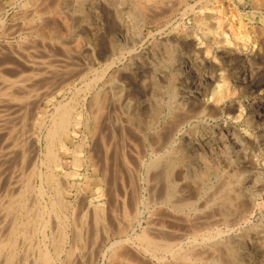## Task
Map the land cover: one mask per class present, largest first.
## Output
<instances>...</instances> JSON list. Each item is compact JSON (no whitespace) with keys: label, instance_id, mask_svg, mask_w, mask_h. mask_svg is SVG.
Returning <instances> with one entry per match:
<instances>
[{"label":"bare ground","instance_id":"bare-ground-1","mask_svg":"<svg viewBox=\"0 0 264 264\" xmlns=\"http://www.w3.org/2000/svg\"><path fill=\"white\" fill-rule=\"evenodd\" d=\"M174 2L183 7L181 19L195 13L196 6L188 0H0V123L40 120L44 137L45 171H34V158V170L9 208L28 212L32 206L28 210L25 195L41 197L25 223L49 243L44 233L52 219H58L53 253L66 241L64 213L70 203L62 196L71 195L70 224L80 236L84 217L90 218L86 224L92 229L91 250L98 247L94 253L102 259L100 264H264V161L245 148L264 140V135L249 133L248 127L239 132L232 125L240 118L260 130L264 84L259 94L237 106L236 75L224 86L215 74L208 75L211 84L203 94L193 91L198 87L195 76L192 89L176 85L178 75L194 72L201 47L187 56L161 41V48H142L153 38L151 32L143 34L145 27L166 22ZM204 7L198 8L199 14ZM215 10L212 24L196 21L201 44L206 42L210 53V32H222L227 48L233 43L232 34L223 29L228 18L218 7ZM17 17L20 21L12 22ZM255 40L253 46L260 45ZM157 57L160 68H172L164 85L152 82V75L151 83L145 78L156 71ZM200 117L210 125L200 134L191 128L196 138L178 144L175 138L183 133V123ZM69 176L77 180L70 182ZM10 227L6 239L0 238V264L13 255L15 235L26 236V231ZM46 245L35 246L32 257L39 264L53 260L52 248Z\"/></svg>","mask_w":264,"mask_h":264},{"label":"rangeland","instance_id":"rangeland-1","mask_svg":"<svg viewBox=\"0 0 264 264\" xmlns=\"http://www.w3.org/2000/svg\"><path fill=\"white\" fill-rule=\"evenodd\" d=\"M238 1L239 0H188L189 4L196 6L195 13H192V14L189 13V15L185 16L183 19H181V11L183 8L182 5H178L177 2H174L173 13L170 15V17L167 18L166 22L164 20H162V21L157 22L156 24L147 25L145 27V29L143 30V34L146 35L148 32H151L153 34V38H150V40L146 41L144 43V45L142 46V48L144 50H148L147 48L150 49L154 46L161 48L162 46L159 44V41H161V42H164V44L166 46H168V45L170 46L171 44L172 45L174 44L173 47H176V49L179 48L177 50L178 53L180 51H182L180 54L187 56L189 54V51L192 52L193 49H195V47H197V46L201 47V57H200L199 61L195 63L194 72L189 76L188 75H185V76L178 75V77L176 78V81H175L176 85H178L182 88L185 87L186 89L187 88L192 89L194 87H193V85H191V83H192L193 77L195 76L198 78V87L196 89H194L193 91L197 94H203L204 92H206L205 90H207L208 86L211 84L208 80V75L215 74L217 82H219L222 86H224V84L229 79H230V81L228 83L229 84L232 83L231 77L233 75H236L238 78L237 79L235 78L233 80V82H234L233 88L237 92L238 95H235L233 97V100H234V103L236 104V106H237V104H244L246 101L251 100L257 94H259L260 93L259 86L261 87V85L264 84V38L262 35V34H264V4H263V0H259L260 3L258 2V0H242L241 4ZM252 2H254V3H252ZM201 5L202 6L206 5V7H204V9H202V12H203L202 15L198 13V8L200 9ZM217 7L223 12L222 14L224 16H226V18H228V22L225 24L223 29L225 32L232 34L231 37H232L233 43H232L231 47L227 48L224 45V40H223L224 37H223L222 32H219V33L216 32L215 34L210 32L208 34L209 41H207L208 47H211V53H210L206 50V42L204 44H201V39H200L201 32L199 34L197 31L198 25H197L196 21H198V19H199V21L200 20H202V21L206 20L207 23L212 24L214 19L216 18L215 8H217ZM12 11H13V9H10L9 14H11ZM200 18H202V19H200ZM19 19H20V17L12 19V22L18 23L20 21ZM10 22H11V20H10ZM129 24L132 26V24H133L132 21H129ZM256 32H257V34H256ZM255 34H256V36H258L256 40L254 39ZM259 34H261L262 36L261 35L259 36ZM256 36H255V38H256ZM253 39L255 41L258 40L257 43L260 45L255 44V46H253V43H252L254 41ZM176 45H178V46H176ZM244 46H246V48L248 50L243 51L242 48ZM173 47H170V48H173ZM227 49H230L232 51V54L230 56L227 53ZM249 49L252 50V53L248 52ZM234 51L237 52V55L233 54ZM244 53H248L246 55H248L247 60H249L250 67L246 63V60H244V58H243ZM154 59H155L154 63H156L155 64V67H156L155 70L156 71L152 72V74H150V73L146 74L147 76L145 75L146 76L145 78L148 81V83L149 82L151 83L150 77L152 75V79H153L152 82L155 83L157 81L156 83L164 85L165 84L164 81H166V79H168V77H169L168 72L171 71L172 68L168 67L169 69L168 68L162 69L159 67L160 61L158 62V60H160V58L157 57ZM184 63H185V61H184ZM165 69H166V71H165ZM243 69H245L244 73H246L244 75L241 74ZM153 74L155 76H153ZM91 75H92L91 73H88V77ZM221 77H223V78H221ZM82 81L81 80L78 81L77 85L80 86ZM207 96L211 97V90L207 93ZM165 99H167V97ZM41 107H43V106H41ZM234 113H235V115H238V112H234ZM122 116H124V115H122ZM177 117H179V116H177ZM15 120H17V119H15ZM15 120L13 118L10 122L8 120L7 121L2 120V122L5 121L4 123L8 122L10 124V126H7L6 125L7 123L5 124L6 126H4V123H2V124L0 123V127H1L0 130L4 131V132L0 131V219H1V222H0V235L1 236H0V238H1V240H3L4 238L6 239L5 236H8V234L11 232L10 225L12 226L13 230L16 229L19 232H21V234L23 233V231H24V233L26 231V236H24L25 239H23L19 233H17L15 235V237L17 238V239L15 238V241L17 243L15 242L16 245L14 244L15 248L13 249V252H12L13 255L10 257L9 260H7L6 264H13L14 261H15L14 264H19V262L21 264H28V263L29 264H37L38 262L36 261V258L34 257V259H33V257H32V256L36 255V253L34 255V251L36 250L35 246L37 245V242H38V244L43 247L44 245H46L48 243V241L44 242V243H46V244H44L42 242L43 236L41 234V231H38L36 234L32 233L31 228H30V222L25 223V221L27 220L28 215L31 216V212L34 214L33 204L36 207L38 202H41L42 199L39 196L35 197L34 194H30V193L26 194L25 195L26 204H28L29 200L32 203L31 204L29 202V204H28L29 206H27L28 210H29V207H31V206L32 207L30 208L31 210H29L28 212H25V210H22L21 214L17 213L16 208L14 209L12 207L13 210L10 209L9 203L16 199V194L19 192L18 188H21L20 190H22L23 187L25 188V184L27 183V180L31 175V173H28V172H32V169L34 170V167H36L34 171L38 170L37 172H43L44 173L45 166L41 163L43 160L42 155L44 153V144H43L44 143V139H43L44 137L42 136L43 134L40 131V128H41V125H40L41 121L40 120H30L29 119V121H28V119H26V120H23L24 122H22V121L20 122V120H17L18 121L17 122ZM26 121H27V123H26ZM239 122H240V124H239ZM22 123H24V125ZM209 123H211L210 120H205L202 117H200L198 119L189 120L188 123H183V125H182V132L183 133L181 135L177 136L175 138V140L179 141L177 143L178 144L180 143V145H186L188 138L190 140L192 138L193 139L196 138L193 136V134L190 133L191 128H198V132L200 134L203 132L202 129L206 128L207 125H210ZM11 124L12 125L14 124V126H15L14 132L12 131V134L10 132L13 129V128L11 129V126H12ZM16 124H18V125H16ZM21 125H23V126H21ZM30 125H32V126H30ZM232 125H236L239 132H242L241 129H244V128L246 129L248 127L249 133L255 132L259 135L260 134L264 135V122L262 123V125H260L261 127H260V130H258V131H256L251 126H248L247 124L241 123L240 118H236ZM14 126H12V127H14ZM2 127L3 128L6 127V128L3 129ZM7 127H9L10 129ZM8 130H9V132L7 133ZM22 130L23 131L25 130L23 135L21 134V132H23ZM13 133L14 134L16 133V134L14 135ZM7 135H9L10 137H8ZM11 135H12V137H11ZM30 138H31V140H30ZM6 139L8 140V143H7ZM192 141H195V140H192ZM15 142H17L18 144ZM26 143H28V144H26ZM13 144H14V146H13ZM263 144H264V140H261L257 143L249 144L245 148L248 151L249 155L252 153L253 155L257 156L259 159H261V161H264V154L261 155V153L263 152L262 151ZM169 146H167L166 148H169ZM2 147L3 148L5 147V149H2ZM12 148H14V149H12ZM7 149H10V150L8 151ZM22 150H23V152H22ZM195 150H198L199 152L202 151L201 149H200L201 151L199 149H195ZM33 159L35 160L34 167H32L33 166ZM70 160H71V158L67 159L68 162H70ZM38 164H40V165H38ZM70 167H71V164L69 163L67 168L70 169ZM54 173L59 175L58 173H60V172L57 169V171H55ZM25 177H26V179H23ZM68 180L70 182H72L73 180L76 181L77 178L69 176ZM250 182L251 181L249 180L248 183L251 184ZM253 188L254 187L250 186V189H253ZM262 193L264 194V192H262ZM29 195H30V197H29ZM31 197H33V198H31ZM62 199H63L64 203H70L71 204V205L70 204L68 205L69 210H67V212L64 213L66 215L64 217L67 219L66 220V222H67L66 226L67 227L65 228V231H67L68 233L66 232V241L63 245L64 248L62 247V250L59 251V253H53V247L56 244L55 243L56 240H54V239L57 237L56 234L54 233V232H56L55 231L56 228H54V230H53V227H54V225H56L55 223H57L58 219L55 220V219L51 218L53 222H50V223L51 224L53 223V224H52V226L49 225V227L51 226L52 228L50 227L51 229L49 230V227H48L47 231H45V233H44L46 238L51 239L50 240L51 242L48 243L49 245L48 244L46 245L47 248L49 249V251L52 248V251L50 253H52V259H53L52 262L53 263L50 262V264H54V263L59 264V261L61 264H100V263H102V259L100 258L99 254L96 253V255H95V253H94V252H96V250L98 252V249H97L98 247L93 246V249H95V247H96V249L91 250L92 246L90 243H91V236H92L91 230L92 229H91V226L89 225L90 223L88 222V221H90V218L88 220L87 215L84 217V219H83V223H84L83 227L84 228L82 227L83 230L81 232V235L79 236L76 233L74 226L72 224H70V223H73V221H74L73 215L71 214L72 208L74 206L73 197H71V195L70 196L65 195V196H62ZM34 201L35 202L37 201V203L35 204ZM23 211L25 212V214H23L24 213ZM59 212H62L61 207H60ZM11 214H14V215H11ZM15 215L17 217H15ZM257 215H258V213H257ZM64 217L62 215H60V218H64ZM21 221L22 222L24 221V223L22 225H21V223H22ZM252 221H255V218H252ZM13 222H14V224H12ZM28 223H29V225H28ZM86 223H89V224H86ZM24 229H26V230H24ZM87 229H88V231H87ZM8 230H10V231L7 232ZM48 230H49V232H48ZM39 232H40V235H39ZM52 232H53V235L50 237ZM86 233H88V234H86ZM2 234H3V236H2ZM19 235H20V238L18 237ZM71 235H73L72 236L73 238L71 237ZM40 239H41V241H40ZM83 240H84V242H83ZM87 241H88V243H86ZM72 242H73V245H71ZM22 247H25V248L23 249ZM16 248H18V249H16ZM32 248H34V249H32ZM80 248H81V250H80ZM66 249H69V250L66 251ZM70 250H72V251H70ZM15 251H17V252H15ZM23 251L25 254L23 253ZM64 252L66 253V255H67V253H69V252L70 253L68 254V256H65ZM15 255H16V257H15ZM13 256L16 258V260L13 258ZM20 257H21V260L18 259ZM1 259H0V262H2V260H3V259L2 260ZM60 259L61 260L63 259V262L67 261V263L61 262ZM11 261H13V263ZM69 261H70V263H69ZM35 262H37V263H35Z\"/></svg>","mask_w":264,"mask_h":264}]
</instances>
